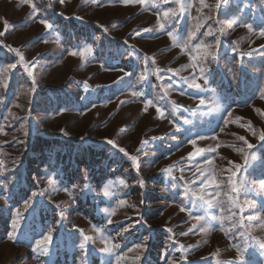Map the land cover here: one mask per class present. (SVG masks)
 Segmentation results:
<instances>
[{
	"label": "rangeland",
	"instance_id": "374dc122",
	"mask_svg": "<svg viewBox=\"0 0 264 264\" xmlns=\"http://www.w3.org/2000/svg\"><path fill=\"white\" fill-rule=\"evenodd\" d=\"M261 32L264 0H0V264H264Z\"/></svg>",
	"mask_w": 264,
	"mask_h": 264
},
{
	"label": "snow or ice",
	"instance_id": "6c2138e0",
	"mask_svg": "<svg viewBox=\"0 0 264 264\" xmlns=\"http://www.w3.org/2000/svg\"><path fill=\"white\" fill-rule=\"evenodd\" d=\"M61 2H62V0H61ZM138 2L141 3V4H147V3H148V0H138ZM164 2L167 3L168 0H164ZM174 2H175L176 4H181V3H182V0H174ZM200 2H201V4H204V0H200ZM216 7L219 8V7H220V4L217 3ZM170 14H172V13H170V12H168V11H165V12L163 13V15H164L165 17L170 16ZM41 23H44L46 27H51V25L47 24L45 21H41ZM243 26H244V27H247L249 30L252 29V26H251L250 24L243 25ZM209 32H211V30H209ZM260 34H261L262 36H264V32H261ZM0 35H2V34H0ZM169 35L171 36V33H169ZM216 44H217V45L219 44V41H218V40L216 41ZM198 47H199V46H198ZM85 51H87V50H85ZM16 54H17V56H19V58H20L21 61L24 60V57H23L22 55H20V53H19L18 51L16 52ZM71 54H72V55H76L75 52H73V53H71ZM83 54H84V53H81V55H83ZM209 55H211V53H209ZM212 59L215 60V59H216V56H215V55H212ZM11 67H12V68H15L16 65L13 64V65H11ZM201 71H203V69H201ZM28 75H29V76L32 75V71H31V70L28 71ZM195 79H196V77L193 76V77H192V81H195ZM190 86L193 87V88H196V89H199V88H200V84H198V83H194V82H192ZM151 103H152V101H148V104H151ZM200 103H201V104H204L205 101H204V100H201ZM161 115L163 116V112H161ZM186 123H187V121H186ZM260 139H261V140H264V135H261V136H260ZM108 143H109V144H112V141L109 140ZM192 143L195 144V141L193 140ZM248 147L251 148L252 145L249 144ZM120 151H121V152H124V149L121 148ZM196 151H197V153H199L201 150H200V149H197ZM194 155H195V154H194ZM133 159H135V158H133ZM209 163H211V161H209ZM233 176H235V173H233ZM49 183H51V181H49ZM121 183H123V181H121ZM215 183H216V181H215V178L213 177L212 179L207 180V183L204 184V188H207V187H209L210 185H213V184H215ZM260 186H261V187H264V182H261V185H260ZM184 191H185V195H188V194L190 193V189L187 188V187L184 189ZM201 191H203V189H202ZM232 191H233V192H236V191H237V188H236V186H235L234 184H233V186H232ZM103 195H104L105 197H107V196L109 195V189H108L107 187H105V188L103 189ZM191 195H192V196H196L197 199H199V200H201V201H204V197H203L202 195H198V193L195 192V191H192V192H191ZM204 202H205V203H208V204H211V203H212L211 200L204 201ZM121 203H123V201H121ZM244 203H250V201H247V200H246V201H244ZM182 210H183V209H182ZM241 211H243L242 208H241ZM204 218H205V217H203V216H196V217H195V219H196L197 221L203 220ZM109 222H110V221H109ZM241 226H242V225H241ZM243 234H244V233L242 232L241 235H243ZM52 240H53V237H52L51 234H49L48 236L44 237V239L39 240V241L36 242V248H40L41 245L50 244V243H52ZM84 240L87 241V240H88V237L85 236V237H84ZM259 247H260V248H264V243H259ZM79 248L82 249V250L85 249V243H81V244L79 245ZM101 251H102V252H109L110 249H108V248H102ZM42 255H44V256H47V255H48V249H47L46 247L42 249ZM117 264H119V261L117 262ZM166 264H167V262H166Z\"/></svg>",
	"mask_w": 264,
	"mask_h": 264
},
{
	"label": "trees",
	"instance_id": "16d2710c",
	"mask_svg": "<svg viewBox=\"0 0 264 264\" xmlns=\"http://www.w3.org/2000/svg\"><path fill=\"white\" fill-rule=\"evenodd\" d=\"M0 48H2V50L4 49V50L7 51L6 47L0 46ZM0 52H1V50H0ZM7 52H8V51H7Z\"/></svg>",
	"mask_w": 264,
	"mask_h": 264
}]
</instances>
